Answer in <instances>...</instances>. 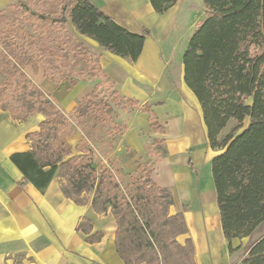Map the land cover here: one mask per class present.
Wrapping results in <instances>:
<instances>
[{
	"label": "trees",
	"instance_id": "16d2710c",
	"mask_svg": "<svg viewBox=\"0 0 264 264\" xmlns=\"http://www.w3.org/2000/svg\"><path fill=\"white\" fill-rule=\"evenodd\" d=\"M175 2L148 0L156 15ZM202 6L203 19L182 58L183 83L199 105L207 145L222 151L211 162V176L221 231L233 254L240 246L233 249L232 240L251 238L264 224V0H203ZM149 35L146 29L130 33L90 0H15L1 10L0 111L18 123L36 114L44 117L26 136L30 149L9 160L22 175L20 188L32 185L43 193L57 179L65 198L76 205L90 203L98 215L109 213L116 224V254L124 264H195L192 241H177L188 231L182 213H168L170 190L150 179L163 156L150 147L164 141L145 144L151 162L124 172L113 157L114 144H90L76 121L24 73L26 66L39 65L56 84L71 78L94 82L79 105L85 103L84 114L105 125L99 91L113 89V83L99 65L102 52L135 62ZM144 112L154 133L162 134L150 109ZM230 121L234 126L220 138ZM77 132L82 140L74 154L66 139ZM120 133L113 124L107 130L113 137ZM240 264H264V233L249 244Z\"/></svg>",
	"mask_w": 264,
	"mask_h": 264
},
{
	"label": "crops",
	"instance_id": "0c3cea01",
	"mask_svg": "<svg viewBox=\"0 0 264 264\" xmlns=\"http://www.w3.org/2000/svg\"><path fill=\"white\" fill-rule=\"evenodd\" d=\"M90 1L130 33L138 34L142 29L151 31L135 62L108 52H102L99 59L101 70L113 83L118 97L138 104L131 123L117 135L119 145L113 157L121 161L124 172L135 171L139 165L151 162L140 134L152 141L163 140L166 153L155 164L150 179L157 187L170 190L173 203L169 215H183L188 233L179 236L177 241L180 244L186 238L192 241L195 264H232V259L250 238L232 240V248L240 246V249L229 254L211 176V162L222 151L207 145L201 111L183 83V69L177 87L171 85L165 74L171 62L182 65L188 45L183 30L175 28L172 8L164 15H156L148 0ZM14 3L15 0H0V11ZM169 13L172 29L165 28L167 20H162ZM157 28L171 32V40L164 39ZM75 35L93 51L99 50L94 41ZM179 39H185V44L176 52ZM160 52H165L163 61L158 58ZM24 73L67 115L93 92L94 82L71 78L53 83L39 65L26 66ZM145 108L156 117L164 130L162 134L150 128ZM43 120L41 114H36L18 123L0 111V264H124L116 254V224L109 213L98 215L90 203L76 205L65 198L57 179L43 193L32 185L18 186L22 175L9 157L30 149L26 136L36 131ZM81 140L80 132L67 137L66 143L74 154ZM243 256L235 264H240Z\"/></svg>",
	"mask_w": 264,
	"mask_h": 264
},
{
	"label": "rangeland",
	"instance_id": "374dc122",
	"mask_svg": "<svg viewBox=\"0 0 264 264\" xmlns=\"http://www.w3.org/2000/svg\"><path fill=\"white\" fill-rule=\"evenodd\" d=\"M202 2L203 0H176L175 5L171 7L172 11L174 12L173 18L175 21L174 23H176L175 28L178 30H183L182 35L186 37L187 39H189L190 36L192 35L193 31L196 28L197 23L203 19ZM168 16H171L170 13L167 14L166 17H164L165 19L163 18L164 20H169L167 21V24L164 25L165 28L167 29L170 27L171 22H172V17L170 19V17ZM147 27L149 28V26ZM170 29L172 28L170 27ZM157 31H159V34L163 36L164 39L170 38L171 40V32L170 34H168L167 31L162 32L158 28H157ZM184 41L185 39H181V40L179 39L177 43L176 52H179V50L183 47V45L185 44ZM164 55H165V52L164 53L160 52L158 54V58L161 61H163ZM165 74L167 75V78L170 80L171 85L174 87H177L180 83V76L182 74L181 63H175V61L171 62V65L169 68H167V70L165 71ZM113 91L114 90L112 88H108V90L99 91L100 92L99 99L102 100V103H103L102 106L104 108L102 112H105L104 114H107L108 116V119H106L107 123L105 125H102L98 119L94 120L93 116L84 114V110L86 106L85 103L78 105L75 108L76 109L75 113L73 112L70 113L69 117H71L74 121H76V123L78 124L82 132L87 136V139L90 142V144H94L95 146L99 144H114L115 145L114 149H115L117 148V145H119V144H116L118 136L114 135L113 137V135L111 136L110 134L108 135L107 134L108 128H111V124H113L117 126V128L120 129V132H122V128L123 127L125 128L127 124L131 123L135 115L136 108L130 107L124 101V99L113 94ZM82 114H84L83 117L79 118V115H82ZM233 126H234V123L230 121L227 124L226 128L221 133L220 138L224 137ZM140 136L142 137V139L145 141L146 144H149V145L152 144L151 138L145 137L143 133H141ZM150 148H151V151L160 152L163 154V156L166 153L165 143H164V146H157V147H150ZM187 154L189 156L190 152H187ZM263 233H264V224L258 228L254 236L250 238L249 242L242 249H240V251L232 259L231 263L235 264L237 262V259H239L245 254L249 244H251L258 237L262 236Z\"/></svg>",
	"mask_w": 264,
	"mask_h": 264
},
{
	"label": "bare ground",
	"instance_id": "6f19581e",
	"mask_svg": "<svg viewBox=\"0 0 264 264\" xmlns=\"http://www.w3.org/2000/svg\"><path fill=\"white\" fill-rule=\"evenodd\" d=\"M168 17H169V16H168ZM164 19H165V18H164ZM164 19H163V20H164ZM167 21H168V20H167ZM167 21L164 22V25L167 24Z\"/></svg>",
	"mask_w": 264,
	"mask_h": 264
}]
</instances>
